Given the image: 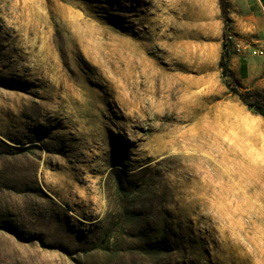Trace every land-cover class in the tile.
I'll return each instance as SVG.
<instances>
[{"label":"rangeland","instance_id":"1","mask_svg":"<svg viewBox=\"0 0 264 264\" xmlns=\"http://www.w3.org/2000/svg\"><path fill=\"white\" fill-rule=\"evenodd\" d=\"M223 30L218 0H0V264H264V118L232 91L264 99V61L224 79Z\"/></svg>","mask_w":264,"mask_h":264},{"label":"trees","instance_id":"2","mask_svg":"<svg viewBox=\"0 0 264 264\" xmlns=\"http://www.w3.org/2000/svg\"><path fill=\"white\" fill-rule=\"evenodd\" d=\"M263 1V0H260ZM218 6L221 13V18L223 22V38L224 41L222 43L221 52L218 60V68L220 70V74L224 79H228L233 85L236 84V79L233 73L229 69V60H230V50L229 45L226 43V25L230 22L229 18V4L227 0H218ZM246 65L243 62H240L238 71L240 72V77H245ZM232 91L237 96L238 100L246 106V108L253 114L258 115L264 118V99L256 92H240L236 89L232 88Z\"/></svg>","mask_w":264,"mask_h":264},{"label":"built area","instance_id":"3","mask_svg":"<svg viewBox=\"0 0 264 264\" xmlns=\"http://www.w3.org/2000/svg\"><path fill=\"white\" fill-rule=\"evenodd\" d=\"M226 42L230 43L229 50L238 56L259 58L264 61V40L253 44L235 40L232 34H227Z\"/></svg>","mask_w":264,"mask_h":264},{"label":"crops","instance_id":"4","mask_svg":"<svg viewBox=\"0 0 264 264\" xmlns=\"http://www.w3.org/2000/svg\"><path fill=\"white\" fill-rule=\"evenodd\" d=\"M257 1H258L256 3L257 4V9L254 10V11H252V12H246L243 9H237L236 7L234 8V6H233L231 8V10H230L231 13L229 14V16H230L229 18L230 19L232 18V20H237V21H241V20H245V21L252 20V22H251L252 25L254 27H256L255 19L256 18H259V14H262V10H264V0L263 1L257 0ZM228 10H229V8H228ZM235 10L237 11V13L235 12ZM240 33L242 35L246 36V37H249V33L247 31V24H245L244 28H242V31ZM235 70H236V66H235L234 70H232V71H235Z\"/></svg>","mask_w":264,"mask_h":264},{"label":"bare ground","instance_id":"5","mask_svg":"<svg viewBox=\"0 0 264 264\" xmlns=\"http://www.w3.org/2000/svg\"><path fill=\"white\" fill-rule=\"evenodd\" d=\"M135 60V59H134ZM163 85V84H162Z\"/></svg>","mask_w":264,"mask_h":264}]
</instances>
